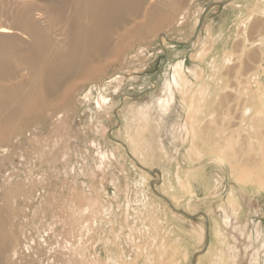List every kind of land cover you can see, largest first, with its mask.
Instances as JSON below:
<instances>
[{
	"label": "rangeland",
	"instance_id": "rangeland-1",
	"mask_svg": "<svg viewBox=\"0 0 264 264\" xmlns=\"http://www.w3.org/2000/svg\"><path fill=\"white\" fill-rule=\"evenodd\" d=\"M177 4L100 78L0 142V193L23 184L13 224L58 235L61 264H264V0ZM242 146L259 162L247 179L227 157Z\"/></svg>",
	"mask_w": 264,
	"mask_h": 264
},
{
	"label": "bare ground",
	"instance_id": "bare-ground-1",
	"mask_svg": "<svg viewBox=\"0 0 264 264\" xmlns=\"http://www.w3.org/2000/svg\"><path fill=\"white\" fill-rule=\"evenodd\" d=\"M177 1L40 0L32 4L29 0H0V142L10 140L33 121L42 123L43 113L53 112L55 106L68 102L77 82L100 78L110 59L118 60L130 43L141 41L150 31L156 32L170 23ZM174 67V83L178 85L181 62ZM254 97L252 91L248 100L253 102ZM260 106L264 114V101ZM243 111H250V107ZM258 130L261 145L254 149L261 151L264 162V121ZM13 146L20 148L21 141L15 140ZM237 149L230 150L227 157L239 165V176L247 179L249 171L259 170V162L252 148ZM13 184V189L0 193V264L12 259L18 264H36L37 259L44 264L65 262L66 244L59 242L58 235L54 244L45 238V225L36 226L34 232L13 224L20 210L12 208V200L23 192L20 180ZM41 211H47L46 205H41ZM161 250L157 260L168 255ZM144 255L145 252L141 256Z\"/></svg>",
	"mask_w": 264,
	"mask_h": 264
}]
</instances>
